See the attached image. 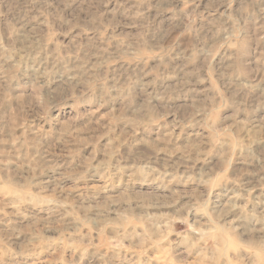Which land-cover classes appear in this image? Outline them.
Instances as JSON below:
<instances>
[{
    "label": "rangeland",
    "instance_id": "rangeland-1",
    "mask_svg": "<svg viewBox=\"0 0 264 264\" xmlns=\"http://www.w3.org/2000/svg\"><path fill=\"white\" fill-rule=\"evenodd\" d=\"M7 3L44 63L0 90V264H264V0Z\"/></svg>",
    "mask_w": 264,
    "mask_h": 264
},
{
    "label": "clouds",
    "instance_id": "clouds-1",
    "mask_svg": "<svg viewBox=\"0 0 264 264\" xmlns=\"http://www.w3.org/2000/svg\"><path fill=\"white\" fill-rule=\"evenodd\" d=\"M231 8V0H224L225 13ZM13 9L8 6L7 0H0V57L5 60L12 61V68L10 71H5L0 76V90H3L5 96H7L8 88L12 81L17 79V74H26V70L29 67L36 68V63L43 65V60L40 59L41 46L37 41H33L31 36H25L20 32L23 28V24L20 27L10 26L7 33L5 34L4 28L2 27L3 19H7L12 13ZM35 35V33H32ZM33 61L30 65L29 61ZM39 72V69H36ZM41 77L45 73H40ZM62 80V78H61ZM45 79V84H47ZM55 87L50 90V97L53 100L58 101H73L72 107L79 108L83 104H101L107 103L106 97H111L110 90L101 83L98 88L89 87L83 91L79 90L76 85L80 81H53ZM8 99H16L15 97L7 96ZM124 170L119 166L115 167V171L111 172L106 178L112 180L115 178H122ZM215 211V209H213ZM250 262L254 259L249 258Z\"/></svg>",
    "mask_w": 264,
    "mask_h": 264
}]
</instances>
